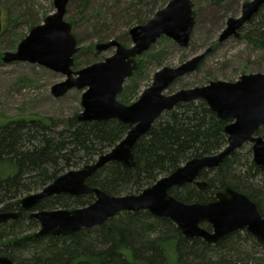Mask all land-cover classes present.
Wrapping results in <instances>:
<instances>
[{
    "label": "trees",
    "instance_id": "1",
    "mask_svg": "<svg viewBox=\"0 0 264 264\" xmlns=\"http://www.w3.org/2000/svg\"><path fill=\"white\" fill-rule=\"evenodd\" d=\"M81 2L84 9L86 0ZM240 33L239 39L264 57V6ZM73 61L77 68L76 57ZM137 65L135 75L141 68ZM118 98L129 105L126 93ZM227 123L218 120L202 101L177 105L137 141L134 167L110 163L94 172L86 184L115 197L139 194L186 162L223 150ZM128 130L116 120L79 122L77 114L58 122L37 115L6 118L0 114V212H20L19 218L0 226V258L18 264H264V256L257 255L264 242H256L246 231L210 245L184 238L171 221L148 212L121 213L99 227L67 237L37 236L38 222L20 208L19 201L60 175L94 163ZM256 135L264 140V128ZM250 158L251 150L245 155L233 152L218 168L200 173L204 188L185 185L171 189L169 195L185 204H207L229 188L254 202L264 218V174ZM93 201V194H60L42 200L34 210H74Z\"/></svg>",
    "mask_w": 264,
    "mask_h": 264
},
{
    "label": "water",
    "instance_id": "2",
    "mask_svg": "<svg viewBox=\"0 0 264 264\" xmlns=\"http://www.w3.org/2000/svg\"><path fill=\"white\" fill-rule=\"evenodd\" d=\"M69 0H53L55 12L43 24L34 27L17 46L16 52L3 53L0 63L27 62L61 74L65 80L51 88L54 98L69 91H82L77 116L79 122H105L116 120L129 127L125 137L110 151L99 156L94 163L78 170H70L44 187L40 192L23 197L20 208L39 224L37 236L67 237L82 229L101 226L121 213L148 212L154 217L168 219L186 239H200L215 245L223 237L246 231L256 242H264V218L256 204L245 195L229 188L218 192L211 203L185 204L177 201L169 191L185 185L202 189L199 181L203 171H212L246 144L251 145L253 164L264 174V140L256 132L264 128V73L242 75L234 83L210 81L202 87L182 89L166 95L168 88L181 77L195 72L211 49L194 56L179 67L163 68L156 72L152 84L136 102L125 106L117 97L124 83L137 70L136 58L147 52L162 37L172 40L181 48L188 47L195 20L190 0H169L143 26L128 32L131 48L117 41L96 44L95 52L115 49L112 57L73 71V57L78 52L71 25L64 20ZM264 6V0H251L241 7L240 16L229 18L218 37V43L231 38L239 39L243 27ZM2 31L0 9V34ZM202 101L220 121L228 122L224 128L227 144L219 153L195 158L168 176L158 179L139 194L110 196L86 184L97 170L110 163L124 169L134 167L133 149L155 122L177 105ZM66 194L71 197L93 194L94 201L74 210L35 211L42 200ZM20 217V212H0V226ZM206 224L209 229L201 227ZM0 264H18L7 257Z\"/></svg>",
    "mask_w": 264,
    "mask_h": 264
},
{
    "label": "rangeland",
    "instance_id": "3",
    "mask_svg": "<svg viewBox=\"0 0 264 264\" xmlns=\"http://www.w3.org/2000/svg\"><path fill=\"white\" fill-rule=\"evenodd\" d=\"M168 1L86 0L84 9L81 0L68 1L64 20L69 24L74 22L71 33L79 48L74 56L78 67L73 66L72 70H81L113 56L115 49L95 52L94 47L99 44V38L107 37L100 43L117 41L125 48H131L129 30L145 25ZM190 1L195 25L188 47L181 48L172 40L162 37L147 52L137 57L140 71L136 75L135 71L133 77L125 81L122 92L128 96L127 104L136 102L150 87L156 72L163 68H177L207 49H211V52L197 70L173 83L165 92L166 95L182 89L202 87L210 81L234 83L242 75L264 73V57L244 41L231 38L218 43L226 21L239 17L242 5L251 0ZM0 9V58L3 53L16 52L18 44L29 32L55 12L53 0H0ZM136 19L140 20L139 24ZM64 80L63 75L36 64L0 63V114L6 118L37 115L52 118L56 122L76 114L78 116L82 111V91L72 90L61 98L51 95V88ZM118 102L128 106L120 98ZM248 150H251V145L246 144L237 151L245 155ZM258 251V257L264 256V249Z\"/></svg>",
    "mask_w": 264,
    "mask_h": 264
},
{
    "label": "flooded vegetation",
    "instance_id": "4",
    "mask_svg": "<svg viewBox=\"0 0 264 264\" xmlns=\"http://www.w3.org/2000/svg\"><path fill=\"white\" fill-rule=\"evenodd\" d=\"M164 38H165V37H164ZM151 47H152V46H151ZM151 47H150V48H151ZM132 104H133V103H132ZM198 180H199V178H198ZM191 185H193V184H191ZM194 186H195V185H194ZM240 232H242V231H240Z\"/></svg>",
    "mask_w": 264,
    "mask_h": 264
}]
</instances>
